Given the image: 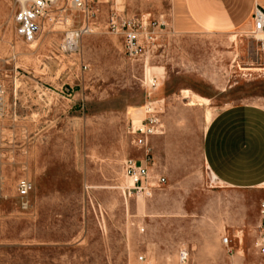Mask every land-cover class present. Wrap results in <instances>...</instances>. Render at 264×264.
<instances>
[{
    "label": "rangeland",
    "instance_id": "rangeland-1",
    "mask_svg": "<svg viewBox=\"0 0 264 264\" xmlns=\"http://www.w3.org/2000/svg\"><path fill=\"white\" fill-rule=\"evenodd\" d=\"M94 6V32L68 50L66 31L83 22L69 0L39 19L32 42L16 34L19 1L0 0V264H177L180 248L192 264H264L256 246L264 186L228 188L203 154L222 110L264 107L259 37L253 28L179 31L173 0ZM112 10L153 25L155 40L141 58L130 60L107 31ZM186 89L202 101L191 103ZM148 109L160 133L149 139L147 163L166 182L145 199L129 195L123 164L145 158L133 129ZM22 178L34 185L27 211L18 206Z\"/></svg>",
    "mask_w": 264,
    "mask_h": 264
},
{
    "label": "crops",
    "instance_id": "crops-1",
    "mask_svg": "<svg viewBox=\"0 0 264 264\" xmlns=\"http://www.w3.org/2000/svg\"><path fill=\"white\" fill-rule=\"evenodd\" d=\"M257 8L264 10V0H173V22L182 32L226 34L253 28ZM17 13L12 20L20 37ZM203 154L210 171L228 188H262L264 107L238 104L222 110L206 131Z\"/></svg>",
    "mask_w": 264,
    "mask_h": 264
},
{
    "label": "built area",
    "instance_id": "built-area-1",
    "mask_svg": "<svg viewBox=\"0 0 264 264\" xmlns=\"http://www.w3.org/2000/svg\"><path fill=\"white\" fill-rule=\"evenodd\" d=\"M20 7L15 17L17 33L26 42H32L41 30L39 19L44 17L48 9L57 0H18ZM96 0H69L70 6L83 13V22L78 29H69L65 33L63 48L77 50L83 36L92 34L96 25L98 9L94 6ZM252 33L259 37L260 49L264 53V10L257 8L253 15ZM155 25V24H154ZM153 25L146 17H127L116 10H112L106 20V29L123 40L124 51L130 60H137L144 56L155 37L151 30ZM144 36V37H143ZM4 90L0 84V98ZM149 116L146 123L133 129L135 135L133 144L139 150L145 151V158L127 159L123 164V172L131 180L129 195L152 198L155 191L164 185L166 179L162 176L155 179L150 170L147 160L149 158V139L160 133V120L153 109H148ZM34 189L33 183L25 178L19 180L17 185L18 206L22 211L30 208V194ZM3 199L0 193V205ZM261 215L264 218V203L261 204ZM230 243L229 237L223 238V244ZM256 246L264 254V229L259 235ZM177 264H192L190 251L180 248L177 255ZM140 261L145 262L146 257L140 256Z\"/></svg>",
    "mask_w": 264,
    "mask_h": 264
},
{
    "label": "bare ground",
    "instance_id": "bare-ground-1",
    "mask_svg": "<svg viewBox=\"0 0 264 264\" xmlns=\"http://www.w3.org/2000/svg\"><path fill=\"white\" fill-rule=\"evenodd\" d=\"M156 69V68H155ZM158 70H159V68H157ZM159 72H161V71H159ZM151 80H153L152 78H151ZM152 82V81H151ZM183 93H184V95H185V98H190V100L191 101H193L194 103H196V102H201L202 101V99L200 98V97H198V96H195L194 94H192L191 95V92L188 90V89H186V90H184V91H182ZM194 95V96H193Z\"/></svg>",
    "mask_w": 264,
    "mask_h": 264
}]
</instances>
